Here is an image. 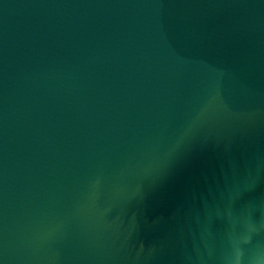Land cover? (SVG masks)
I'll use <instances>...</instances> for the list:
<instances>
[{
    "label": "water",
    "instance_id": "water-1",
    "mask_svg": "<svg viewBox=\"0 0 264 264\" xmlns=\"http://www.w3.org/2000/svg\"><path fill=\"white\" fill-rule=\"evenodd\" d=\"M249 218L264 0H0V264H221Z\"/></svg>",
    "mask_w": 264,
    "mask_h": 264
},
{
    "label": "clouds",
    "instance_id": "clouds-1",
    "mask_svg": "<svg viewBox=\"0 0 264 264\" xmlns=\"http://www.w3.org/2000/svg\"><path fill=\"white\" fill-rule=\"evenodd\" d=\"M264 223L246 219L239 228L230 226L224 236L221 264H264V242L258 237Z\"/></svg>",
    "mask_w": 264,
    "mask_h": 264
}]
</instances>
